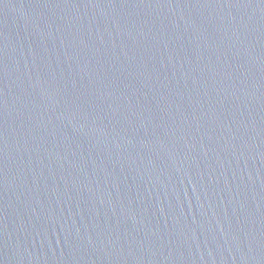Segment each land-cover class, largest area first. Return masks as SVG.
<instances>
[{
	"label": "water",
	"instance_id": "1",
	"mask_svg": "<svg viewBox=\"0 0 264 264\" xmlns=\"http://www.w3.org/2000/svg\"><path fill=\"white\" fill-rule=\"evenodd\" d=\"M0 264H264V0H0Z\"/></svg>",
	"mask_w": 264,
	"mask_h": 264
}]
</instances>
